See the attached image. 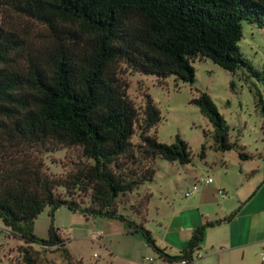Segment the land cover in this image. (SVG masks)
<instances>
[{
    "label": "trees",
    "instance_id": "16d2710c",
    "mask_svg": "<svg viewBox=\"0 0 264 264\" xmlns=\"http://www.w3.org/2000/svg\"><path fill=\"white\" fill-rule=\"evenodd\" d=\"M0 7L45 33V42L33 45L17 28L0 25V222L22 242L21 264H38L33 246L58 250L71 264L51 223L45 239L33 234L45 207L50 217L64 207L84 219L124 222L166 264H191L205 230L230 222L235 212L192 230L177 255L157 247L143 227L149 194L127 214L118 212L119 197L152 181L156 158L191 162L178 136L167 145L148 134L160 121L159 111L145 94L138 113L125 94L121 68L158 83L173 77L192 84L191 63L205 58L231 74L244 69L257 77L238 42L242 22L264 32V0H0ZM189 103L210 124L215 152L236 147L207 94ZM63 148L77 149L82 160L66 176L50 177L41 155ZM198 157L204 158L203 145ZM238 158L248 157L239 152Z\"/></svg>",
    "mask_w": 264,
    "mask_h": 264
},
{
    "label": "rangeland",
    "instance_id": "374dc122",
    "mask_svg": "<svg viewBox=\"0 0 264 264\" xmlns=\"http://www.w3.org/2000/svg\"><path fill=\"white\" fill-rule=\"evenodd\" d=\"M9 24L24 34L29 43L42 45L45 42L41 27L11 16L0 7V25ZM238 47L243 58L258 73L257 77L244 69L231 74L205 58L191 63L194 70L192 84L173 80V77L158 83L153 76L138 75L126 67L121 68L125 94L138 113L145 94L159 111L160 121L148 134L167 145L178 136L186 143L191 156L187 165L156 158L152 181L137 190L141 192L145 188L150 194L143 227L150 232L155 245L159 246L158 240L164 235L159 226L168 222L170 206L181 205L193 196H183L186 187L192 186L193 179V184L197 185L199 179L210 178L213 184L222 186L220 198L225 201L224 205L232 203L235 215L231 224L206 229L191 264H264V32L242 22ZM199 93L209 96L223 118L228 128L227 140L236 145L234 149L224 153L213 150L210 124L189 103ZM137 142L134 135L132 144ZM202 145L204 158L200 160L198 155ZM239 152L248 158L239 160ZM41 159L44 172L53 178L66 176L82 160L79 151L71 148L44 153ZM57 192L62 193L61 190ZM144 195L135 192L119 197L118 212L127 214L125 210ZM81 199L87 203V198ZM50 213V208L45 207L37 215L33 234L38 239H45L51 223L64 241L71 264H166L144 243L139 233L130 234L124 222L102 217L84 219L64 207L55 209L51 217ZM228 233H232V245L246 246L241 250L220 252ZM20 246H23L22 242L7 235L0 222V264H21ZM32 250L36 252L38 264H67L58 250H42L36 246Z\"/></svg>",
    "mask_w": 264,
    "mask_h": 264
},
{
    "label": "crops",
    "instance_id": "0c3cea01",
    "mask_svg": "<svg viewBox=\"0 0 264 264\" xmlns=\"http://www.w3.org/2000/svg\"><path fill=\"white\" fill-rule=\"evenodd\" d=\"M221 187L217 183L213 184L212 181L209 184L198 183L197 189L189 201L183 202V204L176 207L170 206L168 222L164 226H159L162 228L164 235L158 240V247L169 255H175L176 253L174 252L179 253L185 249L192 230L206 222L221 220L230 214L232 212V203L224 205L225 201L220 198L223 195ZM187 189H189L188 186L185 191ZM146 190L142 188V191H138V194H149ZM218 192H221V194ZM231 222L232 220L228 223H220L213 228L231 224ZM168 237L171 240H168ZM222 245L225 246L219 249L220 252L241 250L246 246L243 244L232 245V233L227 234V238Z\"/></svg>",
    "mask_w": 264,
    "mask_h": 264
},
{
    "label": "built area",
    "instance_id": "2783aa9c",
    "mask_svg": "<svg viewBox=\"0 0 264 264\" xmlns=\"http://www.w3.org/2000/svg\"><path fill=\"white\" fill-rule=\"evenodd\" d=\"M198 183L209 184V183H211V179L208 177L205 179H199ZM196 189H197V185L192 184V186L183 193V196L189 197L190 195H192L196 191ZM218 193L221 194V192H218ZM196 257H198V255ZM262 261H264V257L262 258ZM179 264H186V262L181 261Z\"/></svg>",
    "mask_w": 264,
    "mask_h": 264
}]
</instances>
